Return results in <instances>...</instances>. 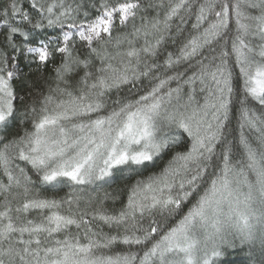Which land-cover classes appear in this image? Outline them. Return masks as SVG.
<instances>
[{"label":"snow or ice","instance_id":"1","mask_svg":"<svg viewBox=\"0 0 264 264\" xmlns=\"http://www.w3.org/2000/svg\"><path fill=\"white\" fill-rule=\"evenodd\" d=\"M0 22V264H264V0H0ZM117 176L110 211L88 188Z\"/></svg>","mask_w":264,"mask_h":264},{"label":"trees","instance_id":"2","mask_svg":"<svg viewBox=\"0 0 264 264\" xmlns=\"http://www.w3.org/2000/svg\"><path fill=\"white\" fill-rule=\"evenodd\" d=\"M0 23H2V22H0ZM169 50H173V49L170 48ZM122 95H123V93H122ZM105 111H107V110H105ZM238 115H239V113L234 110L232 116L230 117V125H229L230 130L236 128V122L238 119ZM29 127H30V125H29ZM167 159H170V155L165 157L164 160L159 161L158 165L155 168L149 169L148 172L145 173V175L151 174V172H158L167 163ZM17 163H19L21 167H25V170L27 171L28 175H32L33 179H35V176L33 175V171L30 168V166H26L23 162H19V161H17ZM0 172H2V170H0ZM0 179H3L2 174H0ZM130 182H134V180L128 181L126 179H121L119 176H117V177H114L108 183L98 182L97 185L95 186V192H93V189L91 187L88 188V191L90 193H93V194L98 193L100 197L103 196L104 192H108L112 195H119L120 199L118 201H116L115 203H113L111 200L105 201V208L112 211L115 209H119L122 206V203L126 201V186ZM40 191H41L42 196H46L48 198L59 199L61 197H64L69 192V189L67 187H65V188H63V190L57 189L55 191H46L44 189H41ZM192 202H194V201H192ZM186 210H187V206H185V211ZM29 218L35 219L38 217H37L36 213H30ZM179 218H180L179 216L175 217L172 221H170V224H175L179 220ZM97 223H99V222H97ZM103 230L105 232L109 231V229L107 227H104ZM70 231L75 233L77 230L73 226L70 229ZM118 250H120V249H118Z\"/></svg>","mask_w":264,"mask_h":264}]
</instances>
